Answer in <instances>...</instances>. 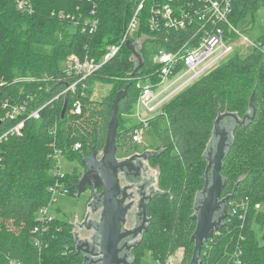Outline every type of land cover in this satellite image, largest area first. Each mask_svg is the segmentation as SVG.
<instances>
[{
    "label": "trees",
    "instance_id": "1",
    "mask_svg": "<svg viewBox=\"0 0 264 264\" xmlns=\"http://www.w3.org/2000/svg\"><path fill=\"white\" fill-rule=\"evenodd\" d=\"M142 1L138 35L148 39L140 48L144 63L131 78L127 71H133L135 64L127 44L103 61L110 46L121 44ZM217 1L225 4L227 0ZM187 2L191 3L189 8ZM31 3L33 14L20 10L18 0H0V135L25 121L21 135H9L0 142V264H83L73 224L41 215L54 203L50 189L56 182L68 190L61 193L69 195L70 191L77 193L74 186L80 181L72 174L59 179L52 174V143L63 150L67 160L79 163L102 150L117 93L128 88L119 103L118 117L132 115L141 93L138 84L155 89L160 83L161 66L153 61L157 48L174 52L186 44L194 47L205 35L203 29L210 33L212 25L198 21L195 10L202 7L199 0H173L178 14L179 8L192 14L186 27L178 30L161 25L152 29L155 0ZM230 8L228 19L237 28L264 9V0H230ZM61 14L68 17L60 18ZM90 18L98 21L93 33L83 31ZM257 42L264 44V34ZM87 54L101 67L86 81L87 89L78 84L75 91L64 95L76 78L61 69L60 63L69 56L82 58ZM23 77L33 80L21 84ZM95 80L111 85L112 96L95 100L91 88ZM251 100L255 116L234 129L232 144L222 161L221 176L227 181L223 195H232L236 187L228 201V217L225 225L205 240L201 262L264 264V245L259 244L256 231L264 228V52L258 48L246 57H232L209 69L150 119V127L161 142L156 148L158 154L149 158L159 170L160 190L149 204L151 223L135 248L137 261L133 264H138L146 250L165 264L182 248V264H190L197 229L193 219L196 196L205 186L206 155L216 120L225 112L242 120L251 112ZM78 102L80 114L76 112ZM15 108L23 110L15 118L8 117ZM38 110V119L29 118ZM54 127L56 133L51 134ZM138 127L120 125L116 135L120 150L137 149L133 136ZM77 143L82 149L74 152L72 147Z\"/></svg>",
    "mask_w": 264,
    "mask_h": 264
},
{
    "label": "built area",
    "instance_id": "2",
    "mask_svg": "<svg viewBox=\"0 0 264 264\" xmlns=\"http://www.w3.org/2000/svg\"><path fill=\"white\" fill-rule=\"evenodd\" d=\"M202 3V7L199 10H195L197 19L200 22H207L212 25V31L209 33L205 28L203 29L204 36L200 39L198 44L194 47L184 45L180 50L168 51L165 48H157V53L154 56L153 61L161 66L160 69V83L157 88H152L149 84H138L141 88L139 99L135 105L134 111L139 119V127L135 130L133 136V142L138 144L141 141V132L147 127H150V119L157 113L161 112L163 106L176 96L180 91L190 86L198 78H200L206 71L214 68L217 63L222 60L228 59V57L234 52L233 42L236 40L239 32L236 27L230 23L228 17L231 12L230 0L226 3H221L217 0H199ZM18 8L29 14L34 13L31 0H18ZM187 8L191 6L190 2L186 4ZM144 8V1L139 4L135 14L130 20V23L126 29V32L122 38V42L119 46H110L106 55L104 56L103 63L113 58L119 51L123 44H127L129 41L139 48L143 46L144 42L148 39L146 35L139 36V19L138 15ZM178 14L174 8L173 0H155V4L152 8V16L150 17V23L154 30L158 26H164L167 29L174 28L175 30L184 29L187 22L192 20L191 12L182 10ZM65 14H61L60 18H67ZM74 19V17L72 18ZM98 25L97 20L87 19L85 21V27L83 31H89L93 33L96 31ZM225 25V26H224ZM132 34H136L137 37L133 38ZM244 40L249 42L248 38L244 37ZM253 48H258L264 52V44L261 42H249ZM221 51L215 56L217 52ZM220 65V64H219ZM101 67L93 58L88 54L84 57L73 55L70 58L69 63L66 65L64 71L70 76H75L76 80L68 87L63 94L66 95L69 91H75L78 84H82L83 89H87L85 85L86 81ZM76 112L81 113L80 103H76ZM23 108H15L12 115H7L10 118L18 116ZM41 110V109H40ZM40 110L35 111L29 116V118L38 119ZM145 112L144 114L141 112ZM147 115V116H146ZM25 121H21L13 128L9 129L2 135H0V142L7 139L9 135H21L24 129ZM51 134L56 133V127L52 128ZM52 154L50 158L53 162L52 174L57 178L64 177V173L61 171L62 161L66 159L62 149H59L55 143H52ZM74 152L80 151L82 145L77 143L72 147ZM62 190H68L64 188L60 183L56 182L50 191L54 198L57 194H62ZM260 205L256 206L259 209ZM49 209V208H48ZM48 209L43 210L41 215H48ZM170 257L165 264L171 259ZM183 258V257H182ZM182 260V259H181ZM159 264H162L159 262ZM240 264V262H238Z\"/></svg>",
    "mask_w": 264,
    "mask_h": 264
},
{
    "label": "water",
    "instance_id": "3",
    "mask_svg": "<svg viewBox=\"0 0 264 264\" xmlns=\"http://www.w3.org/2000/svg\"><path fill=\"white\" fill-rule=\"evenodd\" d=\"M127 47L139 61L138 66H136L132 74V77H134L138 74L144 62L142 56L135 51L136 49L133 42L129 41L127 43ZM127 94L128 88L118 92L113 101L111 107V121L108 128V138L106 146L103 148V156L99 158V152L94 151L91 157H86L83 160L82 164L87 168V172L80 179L79 183L74 186L77 190L78 196L86 190L87 186L96 189L99 187L103 188V192L100 196H104L105 198V221L102 225L98 224L102 232L101 246L98 252V256L101 257L100 264H119L117 254L119 242L123 237L128 236L131 233L136 235L139 231L133 230L128 233H121L120 231V222L126 214V209H120L118 206L117 197L121 194L118 174L124 173L126 168L127 170L133 169L132 165H129L128 167L126 165L136 157H142L144 160H148L150 157L158 154V152H149L147 154L134 155L125 160H119L118 152L120 149L116 144V135L119 128L118 111L120 101L126 97ZM250 108L251 112L248 113L242 120L239 119L237 114L229 112L220 114L216 120L213 139L206 155L208 165L204 174L205 186L200 192L205 195V199L199 209H197V207L195 208V215L193 216V219L197 221V229L192 237V241L195 243V248L190 264H202L201 252L205 240L210 238L215 231L223 227L225 225L224 221L228 217L226 214V216L224 215L220 221H213L214 215L218 211L221 204L220 198L222 191L227 184V181L221 176V169L223 167L222 161L226 155L227 149L232 144L231 133L222 126L223 121L226 118H233L236 125L232 128V130H234L237 126H245L248 122L253 120L256 113L253 100H251ZM66 110L67 100L65 101V105L62 110V117L65 115ZM216 139L218 140L217 151L215 155H213ZM95 172L98 173L97 176H95ZM92 177H96L99 180L98 184L94 183ZM235 190L236 188L234 189L232 195L226 196L223 199V202H227L232 199L234 197ZM126 191L127 188H124L123 192L125 193ZM158 192L159 191H156V193ZM91 209L94 212V209ZM87 224L88 223L85 222L83 226ZM88 228L90 229V226H88ZM75 238L78 252L82 251L80 246H86L85 243L78 238V234H75ZM84 261V264H86V258H84Z\"/></svg>",
    "mask_w": 264,
    "mask_h": 264
},
{
    "label": "rangeland",
    "instance_id": "4",
    "mask_svg": "<svg viewBox=\"0 0 264 264\" xmlns=\"http://www.w3.org/2000/svg\"><path fill=\"white\" fill-rule=\"evenodd\" d=\"M237 31L239 32L236 40L233 42V46H234V52L228 57V59L232 58V57H246L248 56L251 52H252V44H250L249 42H255L257 41V39H259L260 36H262L264 34V9H260L256 14H254L253 16H249L248 18H246V20H244L243 22H241V24H239V26L236 28ZM133 38H136L137 35L136 34H132ZM244 37L248 38L249 42L244 40ZM135 51L139 52V48H137L135 46ZM221 51L217 52L215 54L218 55ZM141 55V54H140ZM70 58H72V56H69L67 58V61H63L60 63V68L61 69H65L66 65L69 63ZM134 65V70L136 68V66H138V59L137 57L133 54L130 58ZM228 59H224L221 62L217 63L216 65H219L225 61H227ZM217 67V66H216ZM134 70L132 71V69L130 71H127V73H129V75L132 78V74L134 72ZM24 79H22L23 81L21 82V84L24 83H30V80H33L32 77H23ZM20 79V78H17ZM17 79H15V83H18ZM3 82V81H2ZM4 84V83H3ZM7 84V83H5ZM23 87L21 86L20 88V92L23 93ZM91 88H93V98L95 100H101L104 97L107 96H112L111 91L113 90V87L109 84H105L102 83L101 81H94L93 84L91 85ZM120 92V91H119ZM181 92V91H180ZM143 114L145 112L141 111ZM136 111H133L132 115H128V116H121L119 118V127L124 126V128H128L131 126H134L135 123H139V119L136 116ZM147 116V115H146ZM123 128V129H124ZM217 143L218 140L216 139L215 145H214V152L213 155H215L216 151H217ZM161 142L160 140L156 137V135L154 134V131L152 129V127H147L144 130H142L141 132V141L138 144V146H136L137 148H139V151L141 153H144L143 151L146 150V148L150 147V148H157L160 147ZM128 149V148H127ZM122 150V149H121ZM5 151V150H4ZM132 151V150H130ZM135 151V150H134ZM128 155V153L124 152V151H119L118 152V158L119 160H125L127 159L126 156ZM135 154H133L132 156H134ZM103 156V149L99 151V158H101ZM91 157V156H90ZM214 157V156H213ZM146 162V161H145ZM148 165L150 167L151 170L154 171L155 176H158V169L153 168L152 163L149 161ZM83 167H85L82 163L79 162H73L67 159H63L62 161V167H61V171L64 174H72V178L74 180H80L82 178L81 173L83 171ZM159 187L157 186L156 191H159ZM81 197H78L77 193H74L72 191H70L69 195H65V194H57L55 196V202L51 203L48 209V216L49 217H53L56 219H61V220H65L67 222H70L73 224L72 227V232H74L75 234H78V238L83 242H89L92 241L91 239H86L84 238V234L87 235V232H83L81 230H83L85 228V226L83 227L84 223L87 221V219L90 217V214H94L95 212H93L90 209V204H89V200L91 198V196H89V193H84L82 195H80ZM93 229V228H91ZM90 230V229H88ZM94 229L92 230V233L94 234ZM257 237L259 240V244L260 245H264V228L263 229H257ZM80 233V234H79ZM91 234V232L89 233ZM76 239V238H75ZM85 241V242H84ZM90 243V242H89ZM89 243H85V245L87 246V244ZM100 245H101V238H100ZM80 249L82 251H79V253H84L83 256L84 258H86V264H90V255L86 252V248L85 246L82 245V247L80 246ZM99 250H100V246H99ZM184 252L185 250L182 248L180 249L177 253H175L172 258L168 261L171 262V264H182V257L184 256ZM85 263V261H84ZM83 263V264H84ZM138 264H159V261L155 258L154 254L149 251L146 250L144 251L143 256L140 258Z\"/></svg>",
    "mask_w": 264,
    "mask_h": 264
},
{
    "label": "flooded vegetation",
    "instance_id": "5",
    "mask_svg": "<svg viewBox=\"0 0 264 264\" xmlns=\"http://www.w3.org/2000/svg\"><path fill=\"white\" fill-rule=\"evenodd\" d=\"M235 125L236 122L231 117L226 118L222 124V126L231 133V136L233 135L234 131L232 130V128H234ZM120 151L128 153L126 158H130L134 153L125 150ZM145 161L146 160H144L142 157H136L126 165L127 167L129 165H132L133 169L127 170L126 168V171L124 173L118 174L119 186L121 188V194L117 197L118 206L120 207V209H126V214L123 217V220L120 222V231L121 233H128L133 230H139L136 235L134 233H131L128 236L123 237L119 242L117 253L119 264H133L137 261V258L135 256V248L141 243L143 235L148 230L151 223L148 207L151 200L155 197L156 194L157 177L155 176L154 171L151 170L148 165L149 159L146 162ZM86 172L87 168L83 167L81 176L83 177ZM97 175L98 173L95 172V176ZM92 179L95 184H98L99 180L96 177H92ZM124 188H127V191L125 193L123 192ZM225 188L223 189L220 198V207L213 218L214 222H218L224 215H228V201L223 202V199L225 198V196L223 195ZM102 192V187L96 189L87 186L86 190L80 194L82 195L84 193H89V196H91L89 200L90 209L93 208L95 212L94 214H90V217L86 221V223L88 224L85 225V228L83 230H81L88 233L87 235H83L84 238L92 240L89 241L90 243L84 241L85 243H89L87 244V246H85V248L86 252L90 255V264H100L101 257L98 256V252L99 246H101L100 238L102 240V232L99 225L104 224L105 221V198L104 196H100ZM200 192L196 196L195 208L197 207V209L201 207L205 199V195ZM80 195L78 197H81ZM88 226H90V230H88ZM96 226L98 229L96 228ZM91 228L94 229V234L92 233L93 229ZM90 232L91 234H89Z\"/></svg>",
    "mask_w": 264,
    "mask_h": 264
},
{
    "label": "crops",
    "instance_id": "6",
    "mask_svg": "<svg viewBox=\"0 0 264 264\" xmlns=\"http://www.w3.org/2000/svg\"><path fill=\"white\" fill-rule=\"evenodd\" d=\"M136 125H138V123H135V124H134V126H136ZM138 144H139V143H138ZM138 144H135V145L138 146ZM132 152H134L133 154H135V155H142V154H147V153H149V152H158V151L156 150V148H150V147H148V148H146L145 151H143L144 153H141V154H139V153H140L139 148H137L135 151H131V153H132ZM146 161H147V160H146Z\"/></svg>",
    "mask_w": 264,
    "mask_h": 264
}]
</instances>
